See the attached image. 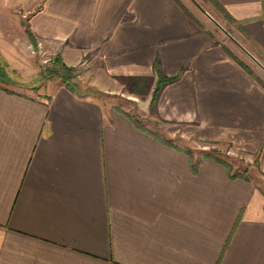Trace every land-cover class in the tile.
I'll return each instance as SVG.
<instances>
[{
    "label": "crops",
    "instance_id": "obj_1",
    "mask_svg": "<svg viewBox=\"0 0 264 264\" xmlns=\"http://www.w3.org/2000/svg\"><path fill=\"white\" fill-rule=\"evenodd\" d=\"M214 2L264 53V0ZM38 43L70 67L94 60L103 94L121 78L157 83V61L164 77L182 71L143 116L183 142L260 154L264 172V86L180 0H0V56L32 58ZM44 91L0 85V264H264L255 180L212 160L194 174L177 133L162 130L177 149L162 144L101 93Z\"/></svg>",
    "mask_w": 264,
    "mask_h": 264
},
{
    "label": "rangeland",
    "instance_id": "obj_2",
    "mask_svg": "<svg viewBox=\"0 0 264 264\" xmlns=\"http://www.w3.org/2000/svg\"><path fill=\"white\" fill-rule=\"evenodd\" d=\"M181 3H183L192 13L193 18L196 19V21L199 23L200 28L207 32L208 35L212 38V40L215 42V44H220L223 46L226 50L232 51L235 56L238 57L239 60H237L240 63H245L248 65V67L251 69V71L254 74V78L259 82L260 84H263L264 86V70L260 68L237 44L236 42L228 36L223 30L218 28L206 15V12L212 15V17L217 20L220 25L225 29L228 28L232 33V37L240 44H242L247 51H249L260 63L261 61L264 62V53L254 45L249 39H246L244 36H242L240 33H238L236 30H232L228 27L227 23L224 22L222 19V16L219 11L213 7L212 4L209 3L207 0H180ZM25 26H27V23L25 22ZM227 32V31H226ZM231 35V34H230ZM11 55L9 58H5L0 56L2 60L5 61V63L10 68L11 72H14V75H12V78L9 79L10 83L1 85L6 86L9 88L16 89L17 91L21 92H27L30 95L38 96L39 93L43 94L45 93L44 89H49L51 86L55 85H62L61 80L59 79H53V80H45L41 81L39 83H33L35 79L40 76V73L47 69L51 68L54 65L56 56H50L46 55L44 57L37 55L33 56L32 58H28L24 55L23 52L17 51L15 53H10ZM88 60V59H87ZM92 61V62H90ZM90 62V63H89ZM88 63L91 65L89 67V64L87 67H74L78 70V78L75 82L77 84H80L82 87H88V91H96L97 93L99 90H97L100 87H97V81L102 83V80H105V76L101 74H97L94 72L95 69L93 66L94 60H88ZM262 64V63H261ZM263 65V64H262ZM89 71H93V73H89ZM34 77L29 78V77ZM30 79L28 83L25 84V79ZM258 79L260 81H258ZM24 81V83H23ZM118 83L116 85H113V88H115L117 91L113 92L112 94H103L107 96L108 100H115V105L118 107H124L132 110L133 116H138L140 119V122L142 125L147 128L148 130L152 131V133H155L157 136H165L164 139L169 140V138H166L167 132H163L162 130H168V132L177 133L176 137L174 138V141L177 145H183L186 148H189L188 151H186L188 154H192L195 161L204 159L205 156L211 155L218 158H223L227 160H231L234 164V173H240L243 176H246L247 178L253 179L256 181L259 189L264 194V172L261 171L259 167V159L260 154L257 155H245L243 156V152H239L242 154H238V151L236 152L233 150V146L228 147L229 151H222L221 148L217 146H206L208 145L207 141H203L202 139H199L197 137H191L184 140L179 139L180 138V132L182 133L183 128L180 126H174L173 124H161L162 128H159V125L152 121L151 119L145 118L143 115L146 114V112L149 111L154 106L152 105L153 101V94L156 87V83H154L153 87L150 89V93L148 95L137 97L136 95L131 94L130 87L131 85L126 86L123 83ZM100 85V84H99ZM135 93V92H134ZM130 98L131 101H128ZM114 102V101H113ZM139 112V115H138ZM156 124V125H155ZM157 133V134H156ZM162 138V137H159ZM181 140V141H180ZM171 141V140H169ZM173 141V139H172ZM227 156V157H226ZM228 161V160H227ZM251 167H253L252 170Z\"/></svg>",
    "mask_w": 264,
    "mask_h": 264
},
{
    "label": "trees",
    "instance_id": "obj_3",
    "mask_svg": "<svg viewBox=\"0 0 264 264\" xmlns=\"http://www.w3.org/2000/svg\"><path fill=\"white\" fill-rule=\"evenodd\" d=\"M209 1L215 4V7H217L218 11L223 15V18H224V20L227 23L229 28H231L232 30H236L238 33H240L246 39H250V36L246 30V26L244 23H240V22L235 21L225 11V9H223L219 4L215 3L214 0H209ZM193 20L195 21V23L199 24L196 21V19L193 18ZM225 30L229 34H231V36L233 35V33L228 28L226 29V27H225ZM236 41L238 42V40H236ZM230 54L234 59L238 60L232 53H230ZM261 63L264 66V62L261 61ZM240 64L246 70H248V72L250 74H253L251 69L248 66H246L243 62ZM155 73H156V76L158 77V80H157L156 87H155L154 94H153L152 105L155 104L156 100L158 99V96L162 93L163 88H165L168 85L177 83L181 79V76H182V71H181L180 74L176 77H173V78L164 77L162 74V71H161L160 63L158 61L155 64ZM12 75H14V72H11L10 68L5 63V61L0 58V85L10 83L9 79L12 78ZM77 78H78L77 68L68 66L63 61V59L58 55L57 58L55 59L54 65L51 68H47V69L43 70L40 73V76H38V78L35 79L33 83H39V82L45 81V80L59 79V80H61L62 84L71 92H75L78 94L89 93V91H87V90L84 92L83 90L80 89L79 84H77V82H75ZM119 81L121 83L125 84L126 86L131 85V87H130L131 94L136 95L137 97H139L140 94H141V96L143 95V97L148 95V93H150V89L153 87V85L155 83V79L139 78V77L121 78V79H119ZM258 81H260V80L258 79ZM50 99L51 98H47V100H50ZM118 112L122 113V115H124L137 129L141 130L142 132H144L150 136L157 138L154 133H152L150 130H148L147 128H145L142 125L138 116H132V115L127 114L125 112H120V111H118ZM157 139L162 144H164L168 147L176 148V149L178 148L176 145L173 144V142H171L167 139L159 138V137ZM189 155L191 157L192 169H193L194 174L199 173L202 162L204 160H212V161L216 162L217 164L223 166L227 170V173H228V176L230 179H232V180H244V181L250 180L249 178L241 175L240 173H237V174L234 173V164H233V162H231V160H229V158H227V160H228L227 161L223 158H218V157H214L211 155H207L204 157V159L202 158V160L195 161L193 158V155L192 154H189Z\"/></svg>",
    "mask_w": 264,
    "mask_h": 264
},
{
    "label": "water",
    "instance_id": "obj_4",
    "mask_svg": "<svg viewBox=\"0 0 264 264\" xmlns=\"http://www.w3.org/2000/svg\"><path fill=\"white\" fill-rule=\"evenodd\" d=\"M207 17L221 30H223L228 36H230L236 44L260 67L264 70V66L249 52L247 51L239 42H237L226 30L212 17L206 12Z\"/></svg>",
    "mask_w": 264,
    "mask_h": 264
},
{
    "label": "built area",
    "instance_id": "obj_5",
    "mask_svg": "<svg viewBox=\"0 0 264 264\" xmlns=\"http://www.w3.org/2000/svg\"><path fill=\"white\" fill-rule=\"evenodd\" d=\"M28 49L33 56L40 55V56L44 57L47 55L45 50H44V44L43 43H38L37 45L30 44L28 46Z\"/></svg>",
    "mask_w": 264,
    "mask_h": 264
}]
</instances>
